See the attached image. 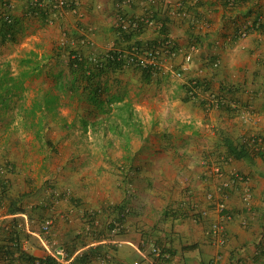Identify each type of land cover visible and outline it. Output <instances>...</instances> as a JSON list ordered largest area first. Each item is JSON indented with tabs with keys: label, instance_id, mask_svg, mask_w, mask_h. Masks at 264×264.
I'll use <instances>...</instances> for the list:
<instances>
[{
	"label": "crops",
	"instance_id": "1",
	"mask_svg": "<svg viewBox=\"0 0 264 264\" xmlns=\"http://www.w3.org/2000/svg\"><path fill=\"white\" fill-rule=\"evenodd\" d=\"M181 1L189 9L186 17L171 14L177 0H78L76 14L61 13L49 24L30 16L25 0H13L11 15L20 32L14 47L0 46V55L15 56L17 63L23 43L30 41L24 50L35 52L54 42L59 29L92 39L94 48L81 47L83 55L165 38L177 54L161 57L160 71L151 76L126 67L97 78L113 102L109 115L94 111L82 90L64 96L50 114L58 124H48L47 149L20 118L8 120L13 108L6 107L0 167L10 168L0 174V264H34L27 259H45L56 247L66 249L70 264H264V31L236 36L241 23L264 9V0H238L234 6L229 0ZM146 14L162 21L161 30L145 27L132 40L118 38L120 19ZM186 54L192 56L186 79L203 82L223 106L210 108L201 97L186 96L183 81L174 76ZM227 143L247 146L249 155L234 159ZM215 165L225 178L237 172L249 180L250 211L238 192L224 199L226 220L207 201L208 194L217 196ZM56 190L67 194L50 210L45 205ZM123 209L129 213L113 238L108 220ZM46 218L53 221L49 237L40 230ZM221 221L223 244L207 235ZM153 244L166 257H153Z\"/></svg>",
	"mask_w": 264,
	"mask_h": 264
},
{
	"label": "built area",
	"instance_id": "2",
	"mask_svg": "<svg viewBox=\"0 0 264 264\" xmlns=\"http://www.w3.org/2000/svg\"><path fill=\"white\" fill-rule=\"evenodd\" d=\"M28 7V14L30 16L37 17L39 13L44 15L45 21L51 23L55 17L61 13H70L76 14L78 0H25ZM238 0H229L228 5L234 6ZM0 15L3 17V20L10 22L12 16L9 14L13 10V0H0ZM189 9L183 7L181 0H177L175 6L173 7L171 14L173 16L186 17L188 16ZM118 28L124 32L130 31H140L145 27L153 28L156 31L161 30L163 27L162 21L158 20L153 16V14H146L143 17H139L133 20L125 21L119 20ZM250 30L257 32L264 31V9H261L253 18H247L245 22L241 23L239 26L236 36L239 38H244L247 36ZM59 47L65 45L79 46V47H89L94 48V43L92 39L86 35H81L80 37L70 38L67 33H63V37L58 42ZM110 53H113V58L117 61L122 62V67H132L134 69H153V71H160L161 68V57L172 58L177 54V50L173 42L169 39L162 41L156 45H152L149 48H140L132 47L130 50H125L119 47H113L106 53H96L91 51L89 60L95 62L96 54L107 57ZM192 61V56L186 54L182 64L179 69L174 71V76L178 80H182L183 84L186 86L185 89L186 96L190 100H195L199 97L202 98L203 103L210 108H220L224 105L223 99L217 97L211 91L203 89V87L196 86L195 80L193 78H187L185 74L189 72L190 63ZM213 67L217 66L216 62H213ZM9 166L0 167V174H3L6 170H9ZM221 166L215 165L213 168L214 177L216 179L214 183L215 191L217 196L214 197L212 194L207 195V201L214 204L216 211L219 214H223V220L229 218L227 214V205L224 199L231 194H240V199L243 207L246 210H251L252 207V187L247 178L241 176L237 172L231 173L228 178L223 177L221 172ZM222 174V175H221ZM63 193L58 192L57 190L53 192L54 200L49 204H46L45 207L52 210L57 204V201L60 200ZM67 194V193H64ZM63 194V195H64ZM129 210L123 209L113 214L112 217L108 220L107 231L109 235L113 238L121 234L123 229L122 220L126 215H128ZM88 219L90 223L94 225L95 221L93 219V213L88 214ZM53 221L51 218H46L43 220L40 230L43 237H49L51 233ZM246 221L242 220V225H245ZM224 224L221 223H212L207 231V235L214 241L220 244H223L225 241L224 236ZM50 242H53L49 239H45ZM150 254L155 258L166 257L163 250L158 244H153L150 247ZM55 264H70L71 259L63 247H56L49 251V256Z\"/></svg>",
	"mask_w": 264,
	"mask_h": 264
},
{
	"label": "trees",
	"instance_id": "3",
	"mask_svg": "<svg viewBox=\"0 0 264 264\" xmlns=\"http://www.w3.org/2000/svg\"><path fill=\"white\" fill-rule=\"evenodd\" d=\"M9 15L12 16L11 13ZM39 15L41 18H44L42 13H39ZM19 32L20 25L13 17L10 22H7L6 20H3V17L0 15V45L6 43L14 44L17 41L16 36ZM137 33L138 31L124 32L118 29V38L123 41L132 40V38H134ZM166 40L167 38L162 41ZM162 41H160V43H162ZM158 43L159 42L157 41L148 42L146 44L135 43L127 50H130L132 47H137L138 49L149 48L152 45H156ZM55 55V58L59 59L55 65L59 67V63H64L65 71L59 67L60 70L58 73L51 72L52 69L48 68V63L50 60H48L47 63H41L37 53L33 51H30L24 58L18 60V73L12 74L8 69L0 68L1 109L6 107L14 108L18 99L22 101L21 93L25 90V83L27 80L35 77L36 75H41L42 72L52 78V89L46 91L41 89L38 90L35 96L31 99V102L28 106H25L23 103H19L17 107V116L20 118L22 127L33 131L35 139L41 144L44 142V145L48 144V141H45L42 133L45 131V129H47L45 126L46 118L47 115L52 114L57 109L60 96H78L79 92L82 90L83 96L87 98L86 102L92 105V109L94 111L109 115L108 113L110 108L111 111L113 108L111 107L113 103L112 99L108 98L109 94L107 87L102 86V84L99 81H96V79L100 78L104 73L116 72L123 69L122 62L117 61L115 57L113 58V53L109 52L107 57L96 54V61L93 62L89 60L91 53L83 55L81 52V47L77 45H65L62 47L58 46L55 49ZM61 58H64L62 59L63 61H61ZM44 59L46 58H43V60ZM50 66L52 65L50 64ZM137 70L146 76H151L154 73H158V71H153L151 68L146 70ZM193 79L195 80L196 86L203 87V89L207 90V87L203 82H200L195 78ZM185 89H187L186 86ZM53 90L56 93L55 95L52 93ZM103 95H108L106 100H102ZM123 110L126 112L129 111L128 107H123ZM128 115H130L129 112ZM257 140L258 138L251 139V144L255 146V144L258 143ZM226 146L229 155L234 159L246 158L249 155L247 146L243 144L234 146L231 143H227ZM252 150V152L262 157L260 148L254 147ZM27 261L34 264H55V262L50 257H46L45 259L28 258Z\"/></svg>",
	"mask_w": 264,
	"mask_h": 264
},
{
	"label": "rangeland",
	"instance_id": "4",
	"mask_svg": "<svg viewBox=\"0 0 264 264\" xmlns=\"http://www.w3.org/2000/svg\"><path fill=\"white\" fill-rule=\"evenodd\" d=\"M39 29V28H38ZM37 29V30H38ZM31 31H33V30H31ZM67 33V35L68 36H70V38H75L72 34H69V31L68 30H66V29H59L58 30V34H56V38H55V40H54V42L53 41H51V40H49V41H47V42H45L44 44H42L41 45V47H40V49L38 48V47H34L35 49H34V51H35V53H37V55H38V57H39V59H40V61H41V63H47L48 62V60H50V58H51V60L53 61L52 62V67L56 64V62H57V60H59V59H57V58H55L56 57V55H55V49H56V47H58L59 45H58V42L60 41V39L63 37V33ZM32 34H35L34 33V31L32 32ZM51 41V42H50ZM50 42V43H49ZM56 42H57V45H56ZM27 44H29V46H31L32 44L30 43V41H27V42H25V43H23V45H25L24 47H23V49L22 50H20L19 51V53H18V56L20 55V57H25L26 56V54H27V49H28V46H27ZM53 44V45H52ZM52 45V46H51ZM0 46H3V45H0ZM19 46L20 45H18V49H19ZM10 47H14L12 44H10ZM26 48V50H24ZM31 49H33V48H31ZM23 50L24 51H26V52H24L23 53ZM42 50H44V53L42 52ZM47 51H48V53H49V56H47L46 57V59H44L43 60V58H45V55H48V53H47ZM15 56L14 57H12V58H7V57H2V55H0V68H2V69H8L9 71H11V73L12 74H16V73H18V66H17V62L15 61ZM62 59H64V58H61V61H63ZM42 61H45V62H42ZM59 62V61H58ZM60 65H59V67L61 68V69H63L64 71H65V65H64V63H59ZM53 70H51V72H53V73H58L59 72V68L58 69H55V67H53L52 68ZM64 73V72H63ZM53 81H52V78L51 77H49V76H47L45 73H43L42 72V74L41 75H37V76H35V77H33V78H31V79H29V80H27V82L25 83V90L21 93V96H22V101L20 102V103H23L25 106H28L29 104H30V102H31V99L35 96V94L37 93V91L38 90H49V89H52L53 87ZM52 93L55 95L56 93L54 92V90L52 91ZM17 99V98H16ZM60 100H63V101H65L64 99H63V97L62 96H60ZM18 102H16V106H14V108H13V110L11 111V113H12V116L9 114L10 112H8V113H6L7 112V110H8V108L6 109V108H3V109H1L0 108V120H3V118H4V116L6 115V114H8V115H10L9 117H8V120L10 119V118H13V121H12V123H17V121H19V117L18 116H16L15 114H16V112H17V107H18V104H17ZM59 104H63V103H61V102H59ZM111 105V104H110ZM60 105H58V108H60L59 107ZM79 106V105H78ZM77 106V107H78ZM112 107V106H111ZM57 108V109H58ZM56 109V110H57ZM62 109V108H61ZM6 113V114H5ZM111 113V108H110V111H109V113L108 114H110ZM106 115V114H105ZM54 118V119H53ZM52 119H51V117H50V115H47V118H46V128L47 129H45V131L44 132H42L43 133V136H44V138H46L50 133H48L47 134V132H49L48 131V129H49V126H48V124H49V122L51 121V125H53L54 123H53V121H55L56 123V125L58 124V119L56 118V116H54ZM51 119V120H50ZM53 123V124H52ZM61 124V121L59 120V125ZM17 125V124H16ZM54 126V125H53ZM43 136H42V142H43ZM50 136V135H49ZM27 135L24 137V139L26 138L27 139ZM50 139H48L47 141H49ZM46 141V140H45ZM44 143V142H43ZM46 146V149L47 148H49L47 145H45ZM55 149H54V147H52V150L51 151H49V153L50 152H52L53 153V151H54ZM52 153H50V154H52ZM48 157H50V155L48 156Z\"/></svg>",
	"mask_w": 264,
	"mask_h": 264
}]
</instances>
